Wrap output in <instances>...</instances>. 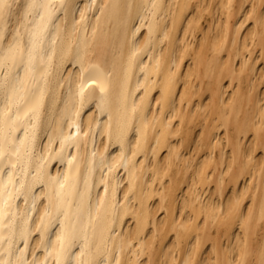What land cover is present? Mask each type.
<instances>
[{
    "label": "bare ground",
    "instance_id": "obj_1",
    "mask_svg": "<svg viewBox=\"0 0 264 264\" xmlns=\"http://www.w3.org/2000/svg\"><path fill=\"white\" fill-rule=\"evenodd\" d=\"M0 264H264V0H0Z\"/></svg>",
    "mask_w": 264,
    "mask_h": 264
},
{
    "label": "rangeland",
    "instance_id": "obj_2",
    "mask_svg": "<svg viewBox=\"0 0 264 264\" xmlns=\"http://www.w3.org/2000/svg\"><path fill=\"white\" fill-rule=\"evenodd\" d=\"M209 18H210V16H209Z\"/></svg>",
    "mask_w": 264,
    "mask_h": 264
}]
</instances>
